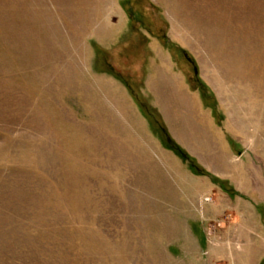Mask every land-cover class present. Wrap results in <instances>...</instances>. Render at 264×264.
<instances>
[{
    "label": "rangeland",
    "instance_id": "obj_1",
    "mask_svg": "<svg viewBox=\"0 0 264 264\" xmlns=\"http://www.w3.org/2000/svg\"><path fill=\"white\" fill-rule=\"evenodd\" d=\"M0 264H264V0H0Z\"/></svg>",
    "mask_w": 264,
    "mask_h": 264
}]
</instances>
